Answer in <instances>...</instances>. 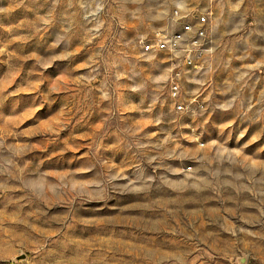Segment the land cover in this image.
I'll list each match as a JSON object with an SVG mask.
<instances>
[{"label": "rangeland", "instance_id": "obj_1", "mask_svg": "<svg viewBox=\"0 0 264 264\" xmlns=\"http://www.w3.org/2000/svg\"><path fill=\"white\" fill-rule=\"evenodd\" d=\"M0 264H264V0H0Z\"/></svg>", "mask_w": 264, "mask_h": 264}, {"label": "built area", "instance_id": "obj_2", "mask_svg": "<svg viewBox=\"0 0 264 264\" xmlns=\"http://www.w3.org/2000/svg\"><path fill=\"white\" fill-rule=\"evenodd\" d=\"M174 23L178 25L176 30L159 33L151 41L143 42L142 48L145 52H164L169 55L173 64L170 96L175 101L174 109L177 112L188 113L204 107L203 101L198 97H187L183 94L181 78L184 67L196 68L206 52L211 50L205 47L209 17L207 13L194 12L184 15L176 11Z\"/></svg>", "mask_w": 264, "mask_h": 264}, {"label": "water", "instance_id": "obj_3", "mask_svg": "<svg viewBox=\"0 0 264 264\" xmlns=\"http://www.w3.org/2000/svg\"><path fill=\"white\" fill-rule=\"evenodd\" d=\"M26 255L22 254L21 256H18L16 260L24 259Z\"/></svg>", "mask_w": 264, "mask_h": 264}]
</instances>
